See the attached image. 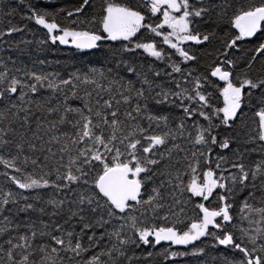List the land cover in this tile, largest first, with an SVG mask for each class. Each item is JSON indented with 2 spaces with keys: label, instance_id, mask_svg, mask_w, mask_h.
Instances as JSON below:
<instances>
[{
  "label": "snow or ice",
  "instance_id": "6c2138e0",
  "mask_svg": "<svg viewBox=\"0 0 264 264\" xmlns=\"http://www.w3.org/2000/svg\"><path fill=\"white\" fill-rule=\"evenodd\" d=\"M89 4L82 0L68 16L78 15ZM140 6L148 7L153 16L159 14L161 22L145 23L136 5L111 0H104L98 18L87 21L98 23V32L60 28L54 19L46 20L48 13L33 11L27 17L50 34L62 32L51 37L53 43L67 44L71 37L81 50L97 48L104 40L132 45V37L147 29L162 37L180 62L168 63L171 71L163 72L175 90L149 78V73L162 75L151 65L138 72L123 60L117 67L124 65L135 75V83L112 75L111 69L95 67L59 82L48 75L26 72L25 81L0 72V165L20 174L2 173L22 190L0 189V264H134L141 259L134 248L141 245L187 246L202 237H214L216 244L242 254L224 256L222 264H264V65L251 75L253 66L264 61V43L244 58V69L233 58L238 41L264 31V0H141ZM225 21L238 34L224 41L219 62L210 72L223 82L220 88L181 65L198 60L183 45L211 44L216 37L215 29L200 25L219 28ZM165 27L170 31L159 30ZM22 31L17 26L0 30V39ZM137 49L162 63L168 59L154 42H135L122 51ZM182 83H191V89ZM205 83L219 89L223 107L213 105ZM42 89L50 95L39 97ZM253 97L259 105L254 113L258 121L245 131L242 109L252 106ZM153 104L178 108L183 115L173 120L153 111ZM238 140L257 147H238L231 159L214 154L215 148L231 149ZM253 154L259 158L250 159ZM42 189L54 191L45 199ZM243 190L247 195L233 213L235 197ZM24 192H35L34 202ZM192 197L203 201L195 205L202 216L182 230L176 224L184 222ZM210 199L218 202L216 208L205 205ZM19 213L49 220L29 216L18 222ZM60 217L63 223L57 222ZM156 220L170 223L160 226ZM73 221L80 225L79 232ZM177 255L170 253L172 258Z\"/></svg>",
  "mask_w": 264,
  "mask_h": 264
},
{
  "label": "trees",
  "instance_id": "16d2710c",
  "mask_svg": "<svg viewBox=\"0 0 264 264\" xmlns=\"http://www.w3.org/2000/svg\"><path fill=\"white\" fill-rule=\"evenodd\" d=\"M104 0H90L89 6H85L84 10L78 15L69 17L68 12H74L77 7L82 4V0H24L23 3L20 0H0V30L7 32L12 26L23 28L22 32H15L12 35H4L0 39V61L3 63V67H0V72L7 71L9 77L16 76L17 78H23L25 81L28 77L24 74L36 73L42 75H48L50 78L59 82L63 79H69L73 74L88 73L93 67L97 69H103L107 72L108 69L112 70V75L117 77H123L125 80L131 79L136 82V77L133 74H129L124 65H120V61H125L129 66H133L138 72L147 71L149 65L152 66L153 71H161L160 77H154L149 73V78L154 79L157 83L162 84L165 88H171L175 90V85L170 82L171 78L163 75L164 71H171L167 68V64L171 62H180V57L175 51L169 48L163 43L162 37H157L150 33L147 29H141L136 36L132 37V45L128 41H100L99 47L91 50H74L69 44H61L59 41L52 42L51 37L53 35H61L62 32L54 30L53 33H48L42 26L35 24L34 20H29L27 17L32 15L33 11L39 13H48L46 20L51 22L53 19L59 25L60 28L75 30V31H90L98 32V23H87L94 16L99 17L101 12V5ZM111 2L126 5L133 4L138 7L141 14L145 15V23H151L155 25L161 22L162 17L157 14L153 16L148 7L140 6L141 0H111ZM256 3L259 0H255ZM11 13V15H9ZM73 21H76L75 23ZM81 21H85L81 23ZM202 29H215L216 37L211 44L194 45L185 44L183 47L194 52L198 57L195 62L189 64H182L181 67L187 71H192L194 75L201 77H207L209 81L214 82L222 88L223 82L217 80L215 77L210 76L212 68L218 63L217 57H219V51L223 48L224 41L230 39L233 35L238 34L237 30L231 27L230 23L225 21L219 28H215L212 23L200 25ZM161 32L170 31L167 27L159 29ZM135 42L149 43L154 42L158 49H162L166 53L168 59L165 62L155 60V58L148 56L142 49H137L135 52H123L122 49L125 45L133 46ZM264 43V31L258 32L256 36L250 39H244L238 41L239 50L235 51L234 59H239V69L245 68V57H250L254 50ZM230 52L232 50H229ZM264 65V61H259L253 66L254 70L251 75L255 76V69H258ZM239 74V70L238 73ZM175 78L179 80V74H175ZM31 82V81H29ZM83 87V86H82ZM137 87L139 84L137 83ZM182 87H188L191 89V83L183 84ZM205 90L211 92L212 103L216 107H223V97L220 95L218 88L209 87L208 83H205ZM159 91V89H157ZM247 92V89H245ZM50 95L45 90H41L38 94L39 97H45ZM55 103V101H53ZM70 104L73 106H79L80 102L76 100H70ZM187 104L188 101H185ZM251 107L245 106L242 111L245 113L243 117L244 123L247 125L245 131H250L255 126L254 121H258V118L254 116L255 111L259 107L256 97L251 100ZM195 107V105H192ZM153 111L157 113H163L170 115L173 120L178 119L183 114L180 109L175 107L161 106L156 107L151 105ZM194 119H196L194 117ZM191 123V122H189ZM200 123H206L202 119ZM240 125H237L239 130ZM193 134H195L193 132ZM254 134V133H253ZM243 137H241L242 139ZM254 148L256 144H242L238 140L232 144L231 149L221 150L215 148L214 154L219 156L223 155L229 159L233 157V153L236 148ZM259 157L253 154L250 159H258ZM245 162H248L247 160ZM31 171V168L28 169ZM8 171L10 175L20 174L12 172L10 169H5L3 165H0V189L8 191L9 189L14 192H21L14 184H12L7 177L2 175L3 172ZM235 171V170H233ZM227 175V173H226ZM189 177H185L187 181ZM150 187V185H149ZM52 189H42L40 193L45 199L48 198L49 193H52ZM219 191V189H217ZM248 190H243L237 193L235 197V206L232 209L233 213L237 212L242 199L247 195ZM24 195L30 197L29 202H34L31 197L35 196V192H24ZM215 195V194H214ZM203 202L198 197H192L191 201L187 203V215L184 217V222L176 224L177 228L182 230L186 229L191 222L198 219L199 209L195 207L196 203ZM24 203V201H21ZM206 206L210 208H216L218 202L210 199L208 202H204ZM10 207H12L10 205ZM29 216L32 219H43L48 221V216L38 217L36 213H19L15 219L18 222L25 221ZM58 223H63V217L57 219ZM76 231L79 232L80 225L75 221ZM155 223L160 226L169 224L164 220H156ZM65 228H69V224L64 225ZM25 229H21L24 231ZM231 230V229H229ZM210 231H215L210 228ZM239 235V233H236ZM87 238L85 237V240ZM215 245V246H214ZM202 250V251H201ZM99 251V249H96ZM137 256L141 259L134 261V264H222V258L224 256L239 258L242 254L239 252H233L229 248L216 244L214 237H202L200 240L195 241L187 246H174L170 242L162 243L156 247L143 246L140 248H134ZM148 252H151L150 257L144 258ZM176 252L178 255L174 258L170 257V253ZM194 252L199 254L194 255ZM91 253H89L90 255ZM131 254V253H130Z\"/></svg>",
  "mask_w": 264,
  "mask_h": 264
},
{
  "label": "water",
  "instance_id": "95a60500",
  "mask_svg": "<svg viewBox=\"0 0 264 264\" xmlns=\"http://www.w3.org/2000/svg\"><path fill=\"white\" fill-rule=\"evenodd\" d=\"M69 46L74 49V50H81V49H77L73 44H72V40L69 42ZM83 50H91V49H83ZM162 243H168V242H162ZM161 243V244H162ZM174 246H184V245H174Z\"/></svg>",
  "mask_w": 264,
  "mask_h": 264
},
{
  "label": "rangeland",
  "instance_id": "374dc122",
  "mask_svg": "<svg viewBox=\"0 0 264 264\" xmlns=\"http://www.w3.org/2000/svg\"><path fill=\"white\" fill-rule=\"evenodd\" d=\"M61 35H62V34H61ZM57 41H58V40H57ZM70 41H71V37L68 38V43H67V44H69Z\"/></svg>",
  "mask_w": 264,
  "mask_h": 264
}]
</instances>
